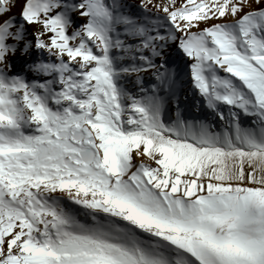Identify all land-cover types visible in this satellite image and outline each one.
Listing matches in <instances>:
<instances>
[{
    "label": "snow or ice",
    "instance_id": "1",
    "mask_svg": "<svg viewBox=\"0 0 264 264\" xmlns=\"http://www.w3.org/2000/svg\"><path fill=\"white\" fill-rule=\"evenodd\" d=\"M0 264H264V0H0Z\"/></svg>",
    "mask_w": 264,
    "mask_h": 264
}]
</instances>
